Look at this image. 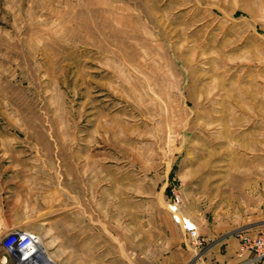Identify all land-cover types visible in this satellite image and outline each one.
Returning <instances> with one entry per match:
<instances>
[{
	"label": "rangeland",
	"instance_id": "rangeland-1",
	"mask_svg": "<svg viewBox=\"0 0 264 264\" xmlns=\"http://www.w3.org/2000/svg\"><path fill=\"white\" fill-rule=\"evenodd\" d=\"M13 229L53 264H193L227 238L251 254L264 0H0V240Z\"/></svg>",
	"mask_w": 264,
	"mask_h": 264
},
{
	"label": "built area",
	"instance_id": "built-area-1",
	"mask_svg": "<svg viewBox=\"0 0 264 264\" xmlns=\"http://www.w3.org/2000/svg\"><path fill=\"white\" fill-rule=\"evenodd\" d=\"M174 223L178 224L184 233L196 240L194 223L184 216L176 213L175 207L170 208ZM240 251L250 252L256 260H264V230L252 236L243 234L239 236ZM41 244L37 235L22 229H13L0 240L3 251L1 264H53L49 262L46 253L39 250Z\"/></svg>",
	"mask_w": 264,
	"mask_h": 264
},
{
	"label": "crops",
	"instance_id": "crops-1",
	"mask_svg": "<svg viewBox=\"0 0 264 264\" xmlns=\"http://www.w3.org/2000/svg\"><path fill=\"white\" fill-rule=\"evenodd\" d=\"M193 264H264L255 261L249 253L238 255L235 239L227 238L205 249L194 250L191 255Z\"/></svg>",
	"mask_w": 264,
	"mask_h": 264
},
{
	"label": "bare ground",
	"instance_id": "bare-ground-1",
	"mask_svg": "<svg viewBox=\"0 0 264 264\" xmlns=\"http://www.w3.org/2000/svg\"><path fill=\"white\" fill-rule=\"evenodd\" d=\"M39 250L41 251V252H43V253H45V250H44V247L40 244L39 245ZM48 258V257H47ZM49 259V258H48ZM49 262H51V260L49 259Z\"/></svg>",
	"mask_w": 264,
	"mask_h": 264
}]
</instances>
